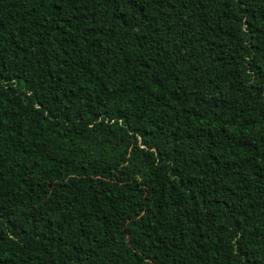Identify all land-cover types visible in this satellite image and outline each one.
<instances>
[{
  "label": "trees",
  "instance_id": "obj_1",
  "mask_svg": "<svg viewBox=\"0 0 264 264\" xmlns=\"http://www.w3.org/2000/svg\"><path fill=\"white\" fill-rule=\"evenodd\" d=\"M0 264H264V0H0Z\"/></svg>",
  "mask_w": 264,
  "mask_h": 264
}]
</instances>
